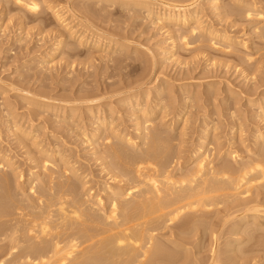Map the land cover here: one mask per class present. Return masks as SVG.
<instances>
[{
  "label": "bare ground",
  "instance_id": "bare-ground-1",
  "mask_svg": "<svg viewBox=\"0 0 264 264\" xmlns=\"http://www.w3.org/2000/svg\"><path fill=\"white\" fill-rule=\"evenodd\" d=\"M7 1L24 9L23 11L26 14H30L29 16L25 14L26 18L42 15L44 11L52 14L53 19L61 26H64L65 29H63L64 33H61L58 50L62 51L65 47L69 49L67 53L72 55V53L76 52L77 47L84 42L85 33L82 34L83 32H80L85 25L83 21L88 20H79L80 16L76 13L73 14L70 7V9L67 7V10L63 9L64 7L61 9L47 0ZM173 1L96 0L97 9L100 7L98 10L95 9L96 6L91 8L87 5L82 8L84 10H80L93 15L94 12H108L111 8L119 5L121 10H118V8L117 10L121 13L135 14L138 12L141 16L144 14L149 19L155 18L158 22L162 21L165 27L168 28L167 30L175 34L170 37L172 45L175 47L174 54H176L178 48H182V45H179L181 42L184 45L183 49H189L191 45H202L203 42L209 40L208 37V39L204 37L207 39L204 41L202 37V39H199L200 36H197L198 34L200 35L199 31L201 26H203V19L200 21V17L198 18L196 14L200 6L198 8H195L197 5L193 6L197 0H189V2L186 0L185 4L188 5H184V3L183 5H178L177 2ZM211 1L213 3L212 8L217 10L218 16L221 15L219 11L225 9L222 13L223 16L221 15L220 17L222 22L223 20H228V17L231 18V16L235 17V24H237V20L246 21L247 23L244 22V24H248L247 31L249 30L251 35H254L257 40L259 39V42L264 40V7L261 6L262 4L260 5V3H264V0H228L231 3L229 6L228 4L226 6V0ZM256 1L261 8L257 6ZM8 2L4 3V5L10 4ZM103 2L106 5L100 6ZM1 3L3 4L2 0ZM159 5H161V10H156L155 8ZM4 7L6 8V6ZM109 8L110 10H108ZM201 10L203 11L202 7ZM84 12L82 13L83 17L85 15ZM72 14L77 16L70 20L69 18L73 17ZM199 14L202 15L201 12ZM87 15L90 16V14ZM23 16H21L22 20ZM81 22H83V25ZM191 22V29H187L186 26ZM200 22H202V25ZM180 27H184L181 32ZM204 28V33L210 36V40L206 44L204 43L205 46H211L213 50L215 48L217 49L216 51L225 55H234L235 58L237 56L247 65H255L260 49L254 48V50L247 47V39L240 40L236 36L219 32L207 25ZM196 36L198 39L191 42V39L193 40ZM71 38H77L79 43L76 44L78 42L76 41L72 44L70 41V44H66L69 43L66 40ZM177 40H180L179 44ZM245 47L246 49H244ZM121 50L123 51V49ZM120 59L124 58L121 56ZM123 61L118 60L117 63L119 62L122 65ZM143 83L145 85V82ZM148 90V99L151 97L150 94L158 95L159 93L157 88L151 87ZM163 93H159L160 96L156 100L158 102L156 106L158 108L166 107L167 110V106L164 107L167 95L165 96V92ZM140 96L141 92L130 94L124 101L126 105H129L131 101L137 100ZM184 96L186 95L184 94ZM90 97L89 99L85 98V101L88 100L87 102L92 104L83 111L86 115L92 114L93 105L96 106L97 104L94 103L99 100ZM184 99L182 100L181 98L182 101ZM63 101L65 102V100ZM156 101L154 102L156 103ZM149 102L152 101L149 99ZM36 104L47 107V110L56 107L49 102L45 103L37 100ZM147 104L148 102L145 103V105ZM97 106L99 107V105ZM185 107L179 110L177 108L174 109L175 112L176 110L178 112L174 115V111H172L171 118L174 115L173 118L179 121L180 118L189 116L188 113V115L185 114L187 112L186 109L189 107ZM131 108L134 109L136 107ZM258 109L263 117L264 100L258 104ZM136 110L134 112L135 119L138 122L136 135L130 134L129 131L125 132L128 128L122 131L118 129V126H113V121L109 122L102 115L103 112L101 114L103 117L98 115V118L92 119L96 127L90 132L86 130L82 134L84 135L83 138H86L85 141L89 142L90 145L92 144V148L98 149L102 147V149L100 148L102 151L96 150V152L101 153L98 154L102 157L103 165H101L107 173L106 176L111 181L117 182V184L114 183L115 185L106 184L103 186L104 188L101 189V192L105 195L104 198L100 192V194L96 193L95 196L97 197L98 195L97 198L95 197L96 199H91L94 196L91 197L94 194L92 193L94 188L90 187L88 181L90 178L88 177L92 175V172L87 173L86 169H83L84 172L79 174L80 169V171H74L75 169L72 168L68 157L65 158L66 154H63V156L58 155L57 161L59 162L54 161L57 157L54 152L56 154L62 152L61 150V152L59 151V146L55 147V149L51 148V151L50 147L52 145H49L50 143L48 142L49 148L47 146V148L45 146L42 147L41 145L43 144L37 141L39 135L35 136L36 138L30 137V130H26L24 133L17 134L18 137L20 136L19 138H22L20 142L23 140L26 148H29L28 152L34 155V160H31L37 162L39 166L42 165L40 170L42 169V174L44 172V175L45 173L46 175H43L44 177L42 178L38 174L39 172L37 173L33 169L34 171L29 175L27 182L31 184L28 192L33 193V195L30 194L29 199L27 198L26 200L25 198L23 200V196L19 193L16 195L15 192L17 190L15 189L20 187L22 184L20 181L24 176L22 174L19 176L17 174L16 176V171L12 169V166H10L9 171H4L6 169L5 166L10 164L4 159L6 156L4 158L1 156V152L0 156L5 160L6 164L0 163L3 166L0 168L3 169L0 170V264H251L252 259L256 261L254 255H258L256 253H260V251L258 252L257 249L255 253L252 247V250L249 251L247 249L244 250L245 248H242V250L240 248L241 245L246 243L242 238L250 242L251 246L254 243V248L257 246L258 248L261 247L263 254L264 133L261 130L255 131L253 133L254 141H248L249 143L245 142V139L242 140L239 136L231 138L229 139L231 140L229 144L232 142L237 145V148L224 151L223 149L226 148L225 144L219 142L220 138H216L217 135H215L216 133L214 134L218 128L214 127L213 135H211L212 128L209 127V121L207 126H205V123V127H202V131H200L203 133L200 136L202 140L201 146H192V143H189L190 147L188 148L189 145L185 146L183 140L188 135L184 133L185 130L183 131L181 128L179 134L174 133V130H172L175 135L170 136L166 129L163 128V125L166 124L163 122V117L165 118L168 115L161 112L165 116L160 115V123L154 124L157 114L156 107H152V105L145 107L143 104V107ZM75 115L76 113L71 110L68 116L69 118L72 116L73 119ZM231 117L233 116L231 115ZM187 119L183 120L186 122ZM90 123L93 124L92 122ZM177 123L175 124L177 125ZM160 124H162V128ZM182 124L185 123L183 122ZM183 128L186 127L183 126ZM108 129L109 131H107ZM36 131L38 132L39 130L36 129L35 133ZM100 138L102 145L99 141L96 142ZM98 143L100 146H98ZM183 148H186V150ZM181 153H187L185 154L187 156L184 155L182 157ZM242 153L247 156H243ZM40 157H42L43 164H41ZM221 157H225V159H222V161ZM241 158L242 161H240ZM181 159L184 160L183 163H181ZM48 164H52V167H49ZM175 169H178L176 170L177 172H174ZM39 177L42 179L38 180ZM87 178L88 180H86ZM81 190L86 191L87 194H82ZM12 193L17 197L21 196L22 198L18 197L20 201L15 200V195ZM212 213L214 214L213 219H211L212 215L209 217V214ZM214 216H220V222L217 218L218 221L214 223ZM209 221L211 222L209 223ZM214 227L217 230H213ZM215 230L220 231L216 232ZM207 231H212L213 234L215 231L219 233V237L216 236L215 242H212L213 246L211 244L212 247L209 249L210 254L207 252V256H202L201 254L206 253L203 252L206 249L203 244L207 243L208 234H205ZM191 235L194 236L192 240ZM223 235L226 237H223L224 241H226L224 242L226 248L224 247L225 244L222 245L223 243L219 242L222 241L220 239ZM204 236L207 237L206 241ZM211 236L214 241L215 236ZM190 246L191 248H189ZM193 248L197 250L195 252L190 251ZM249 254L253 255L252 259L249 258Z\"/></svg>",
  "mask_w": 264,
  "mask_h": 264
},
{
  "label": "rangeland",
  "instance_id": "rangeland-1",
  "mask_svg": "<svg viewBox=\"0 0 264 264\" xmlns=\"http://www.w3.org/2000/svg\"><path fill=\"white\" fill-rule=\"evenodd\" d=\"M47 1H51L49 3H54L56 7L61 9L64 7L63 9L67 10L70 7L71 9H69L72 10L73 14L76 13L80 16L79 20L87 19L89 21L82 20L85 25L83 27L84 30L82 29L80 33H85L84 35L86 38L83 39V45L81 44L77 47L76 52L72 53V55L67 53L69 49L65 47L62 51L58 50V42L61 40V35L64 33V26L57 23L55 19H53L54 17L51 16L52 14L44 11L42 15H34L33 17H31V15V18H26V15L29 16L30 14H26V12L23 11L24 9L13 5L7 0H2V4L0 0V155L2 152L1 156L3 158L6 156L4 159L10 164L9 166L8 164L5 166L7 170L4 168V171H9L10 166H12V169L16 171V174L13 171L16 176L17 174L18 176L21 174L24 176L20 181L22 183L19 187L20 189H15L17 190L15 192L16 195L19 193L23 196V198L21 196L18 197L23 200L26 198L27 200L28 197L30 198V194L33 195V193L28 192L31 184L27 183L30 177L29 175L33 173L32 171L36 170L37 173L39 172L38 174H40L42 178L46 175V173L44 175V172L42 174V169L40 170L41 164H43L42 157H40L42 163L40 162L41 166H39L37 162L32 161L34 160V155L28 152L29 148H26L23 140L20 142L22 138H19L20 136L18 137L17 134L24 133L26 130H30V137H37L39 135L37 141L43 144L41 145L42 147L47 146L49 148V145H52L50 149H55V147L59 146V151L61 150L62 152L60 151L61 153L59 154L54 152L55 156H57L54 161H57L59 158L58 155L63 156V154H66L65 158L68 157L72 168L75 169L74 171L80 169L81 171L79 170V174L84 172L85 169L87 173L92 172V175L88 177L90 179H86L89 181L90 187H92V189L94 188L92 191L94 194H92L91 197L94 196L92 198L90 197L92 200L96 197V193L100 194L104 185L109 184L111 186L117 184V182L111 181L109 177L106 176L107 173L102 167V157L98 155L101 153L96 152V150H101L102 147L98 149L92 148V144L90 145L89 142L85 141L86 138H83L84 135H82L84 131L87 130L90 132L96 127L93 120L98 118V115L99 117L105 116L109 122L113 121V126H118V129L124 131L125 128H128L125 132L129 131L130 134L136 135L138 122L137 119H135L136 116L134 112L137 111L136 109L143 107V104L145 107L152 105V107L154 106L157 108L154 124L160 123L159 119L161 116H165L164 114L162 115L161 112L168 115L169 117H163V122L166 123L163 125V128L166 129V132L169 133L170 136L175 135L173 132L179 134L181 128L183 131L185 130L184 133L188 135H186L183 140L185 146L189 145L188 148L190 147L189 143H192V146H201L202 140L200 136H202L203 133L200 131H202V127L207 126V122L209 121L212 125L211 127L209 124V127L212 128L211 135H213L214 127L216 129L218 128V130H215L214 134L216 133V138H220L219 142L225 144L226 148L223 149L224 151L237 148V145L234 143L230 142L229 144V141H231L229 139L231 138L239 136L242 140L245 139L244 141L249 143L250 141H254L253 133H255V131L261 130L264 133V116L262 117L258 109V104L264 100V40L259 42V39L257 40L254 35V37L251 35L249 30L247 31L248 24H244L246 21L242 22L243 20H237V24H235V17L231 16V18L228 17V20H223L222 22L220 17L221 15L223 16L222 13L225 9L219 11L221 15L218 16L217 10L212 8L213 3H211V0H197L196 4L193 5L194 7L197 5L195 8L200 6L196 14L198 18L200 17V21L203 19V26H201L200 29L202 33L199 31L200 35H197L198 37L200 36L199 39L203 38V40L206 41L209 38L210 40V36L204 33V27L206 25L219 32L236 36L240 40L247 39V47L253 49L258 48L257 50L260 49L257 55L258 58L256 59L257 62H255V65L252 64V67L245 64L241 59L237 58V56L236 59L234 55H225L216 51L217 49L214 47L213 50L211 46H205L206 42L209 40L203 42L202 45L198 44L199 46L201 45L200 47L196 44H194L195 46L191 45L189 49H183V43L181 42L179 44L180 40H177V43L180 46L182 45V48H178V51L174 54L175 47L172 45L170 37L175 34L170 33L162 21H159V23L157 19H149L144 16V14L141 16L138 12L135 14L121 13L118 11L121 10L119 5L113 7L114 9L111 8V10L109 8L108 10L111 12L103 11L97 12V14L93 11L94 13L92 15V13H85L81 10H84L82 9L84 5L91 8L93 6L95 7L96 0L93 2L92 0ZM6 2L10 4L4 5ZM173 2H177L178 5H183V3L184 5H188L185 4L186 0H184V2L183 0H174ZM187 2H189V0H187ZM225 2L226 6L227 4L228 6L231 5L228 0ZM104 3L105 2L100 6L106 5ZM257 4L259 8H261V4V6L264 7V3H260V5L259 3ZM3 5L6 6V8ZM95 9H97V6ZM155 9L161 10V5ZM83 12L86 18L83 17ZM200 12L202 15L199 14ZM76 14L74 15L75 17L73 16L69 19L76 18ZM87 14H90V16ZM130 15L135 16L131 17ZM21 16L24 17H22L23 20ZM83 22H81L82 25ZM200 23L202 25V22ZM191 25L192 22L187 25L186 28L191 29ZM180 28H178L180 32L184 30V27ZM87 29L88 32L86 33ZM98 33L102 35L100 36ZM197 36L196 38L194 37L193 40L191 39V42L198 39ZM204 37L208 38L206 39ZM67 40L66 42L69 43L66 44H70L71 42L74 44L76 41H78L76 44L79 43L77 38ZM207 44L209 45V43ZM120 48L123 49V51ZM244 49H246V47ZM121 56L124 59H120ZM118 60H124L123 64L117 63ZM143 82H145V85ZM151 87L159 89V93L164 94L163 92H165L167 99L166 97H164V99H166L167 102L166 100L164 101V107L167 106V110L166 107H159V109L158 106H156L158 103L156 100H158L157 98L160 96L159 93L158 95L150 94L151 97H149V99L152 102H149L148 89H151ZM128 92L130 94L141 92V96L138 98L139 100H134V103L131 101L133 105L129 104L130 106L128 104L126 105L124 101V99L130 95ZM184 94L186 96H184ZM89 97L92 99H99L97 103H94L99 105V107L93 105L94 110L92 114L86 115L83 111L90 107L89 105H92L87 102L88 100L85 101L89 99ZM27 98L30 100H27ZM181 98L182 100L184 99V101H188L184 103ZM36 100L45 103L49 102L56 107L47 110V107L36 104ZM63 100H65V102ZM153 100L156 101V103ZM147 102L148 106L145 105ZM184 106L187 108L189 107L186 109L187 112L185 113L186 115L189 114V116H187L188 119L184 117L180 118L181 121H178L173 118L175 113H177L179 109L184 108ZM131 107L136 108L133 109ZM176 108L178 110L175 112L174 109ZM71 110H73V113H76L73 119L72 116L71 118L68 116ZM172 111H174V115H172L171 118ZM81 115L83 116L81 117ZM231 115L233 117L235 115V117L233 118ZM85 117H87L88 120ZM183 119H187V123ZM173 121L175 123L178 122V127ZM183 122L185 124H182ZM86 124L90 127L88 125L86 126ZM172 124L175 125L173 126ZM160 125L162 128V124ZM183 126L186 128H183ZM36 129L39 131L35 133ZM172 130L174 131L172 132ZM107 131H109V129ZM98 141L102 145L101 138L96 142ZM99 143L98 146H100ZM186 148L183 149L186 150ZM185 154L187 153H183L182 157H184ZM1 156L0 159L2 162L0 160V163L4 165L6 162ZM243 156L247 155L243 154ZM182 159V162L180 161L181 163L184 162ZM222 159L224 160L225 157H221V160ZM10 160L15 167L10 163ZM240 161H242V158ZM1 165L0 168L3 167ZM51 165L52 164H48L49 167H52ZM178 169H175L174 172H177L176 170ZM41 177H39L38 180L42 179ZM105 178H107V180H105ZM102 193L103 192H101V194ZM12 194L15 195L14 193ZM82 194H87V192L83 190ZM16 195L14 197L15 200L20 201ZM101 196L104 198L105 195L102 194ZM209 215V217L212 215L211 219H213L214 214L212 213ZM217 218L219 219L220 216H214V223L218 221ZM210 222L211 221H209V223ZM214 229H216V227H214L213 230ZM212 231L205 232V234H208L210 237L208 235V238L204 236L205 241L207 238V243L203 244L206 246H203L206 248L203 252L206 253L201 254L202 256H207V252L210 254L209 249L213 246L212 242H215L216 236L219 237V233L216 232L220 230L214 231V234ZM211 235L215 236H213L214 241ZM224 235L220 239L222 241H219L223 243L222 245L226 242L223 239ZM191 237L189 238L192 240L194 236L191 235ZM195 239L197 240L196 236ZM242 239L246 243L241 245V249L245 248L244 250L247 249L248 251L254 249L255 253L260 251V253H256L258 255H254L257 262L252 259L253 255L249 254V258L253 260L251 264H264V250L262 249V254L261 247L258 248L257 246L254 248V243H252L251 246V243L247 242L245 238ZM222 245L221 247L223 248ZM225 246L226 244L224 247ZM189 248H191V246ZM196 250V248H193V250L191 249L190 251L195 252ZM255 253L253 252V254Z\"/></svg>",
  "mask_w": 264,
  "mask_h": 264
}]
</instances>
